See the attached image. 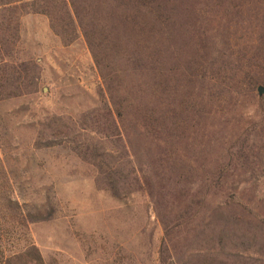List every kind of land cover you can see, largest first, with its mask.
<instances>
[{
	"label": "rangeland",
	"instance_id": "374dc122",
	"mask_svg": "<svg viewBox=\"0 0 264 264\" xmlns=\"http://www.w3.org/2000/svg\"><path fill=\"white\" fill-rule=\"evenodd\" d=\"M202 25L203 70L179 88L174 147L167 132L136 142L144 190L114 195L74 146L119 156L83 124L104 103L84 36L65 44L46 15L23 16L17 55L35 62L38 85L0 102V254L25 243L23 215L46 264H264V92L235 90L234 38Z\"/></svg>",
	"mask_w": 264,
	"mask_h": 264
},
{
	"label": "trees",
	"instance_id": "16d2710c",
	"mask_svg": "<svg viewBox=\"0 0 264 264\" xmlns=\"http://www.w3.org/2000/svg\"><path fill=\"white\" fill-rule=\"evenodd\" d=\"M26 13L46 15L65 44L79 34L86 40L103 79L104 103L88 112L83 124L118 145L119 156L111 162L109 153L91 143L74 146L98 167V186L114 195L144 190L132 158L140 144L161 145L167 132L174 147L179 88L203 70L202 22L222 23V40L234 38L226 70L235 90L264 87V0H0V102L38 85L35 62L17 55ZM224 55L218 51L216 59ZM188 89L186 95H192ZM156 153L158 160L165 156L164 150ZM6 198L14 202L9 194ZM15 219L25 243L2 252L0 264H46L28 237L29 221L23 215Z\"/></svg>",
	"mask_w": 264,
	"mask_h": 264
},
{
	"label": "water",
	"instance_id": "95a60500",
	"mask_svg": "<svg viewBox=\"0 0 264 264\" xmlns=\"http://www.w3.org/2000/svg\"><path fill=\"white\" fill-rule=\"evenodd\" d=\"M259 91H260V93H263L264 92V87L263 86H259Z\"/></svg>",
	"mask_w": 264,
	"mask_h": 264
}]
</instances>
